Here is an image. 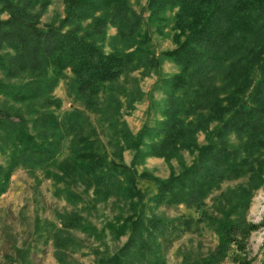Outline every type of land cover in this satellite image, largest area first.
I'll return each mask as SVG.
<instances>
[{
  "label": "trees",
  "instance_id": "obj_1",
  "mask_svg": "<svg viewBox=\"0 0 264 264\" xmlns=\"http://www.w3.org/2000/svg\"><path fill=\"white\" fill-rule=\"evenodd\" d=\"M49 1L0 0V12L7 10V16L0 17V94L29 108L0 106V152L6 157L0 162V193L16 167L44 168L70 197L78 196L71 184L82 183L84 190L94 186L101 201L116 195L136 208L143 205L136 198L140 192L134 166L146 156L169 160L186 149L193 158L179 171L166 177L140 174L156 186L152 201L199 207L224 180L244 177L236 188L221 192L219 206L225 209L220 215L203 210L202 215L218 237L219 253L235 245L231 261L252 264L244 254V237L259 223L248 222L243 213L252 190L264 179V0H147L151 18L172 20L175 45L160 51L152 46L143 14L130 0H64L65 13L58 23L39 25ZM109 26L116 28L114 34L107 33ZM165 59L177 70L164 73ZM66 68L80 96L96 91L99 100L96 88L105 90L96 112L102 117L108 112L112 144L117 153L133 148V162L109 158L106 144L83 111H71L61 120L46 108L60 103L51 91ZM136 70L140 76L157 72L155 87L162 89L164 104L160 117L133 135L120 114L124 104L131 108L141 96L138 88L127 92L124 83ZM61 128L71 134V154L58 162V172H49L60 148ZM198 131L204 133V143L197 141ZM64 215V228L99 235L101 229L79 213ZM192 222V216H147L142 208L116 217L108 228L117 236L129 228V236L101 264H166L164 245ZM52 236L57 259L69 264L66 253L74 237L55 230Z\"/></svg>",
  "mask_w": 264,
  "mask_h": 264
},
{
  "label": "rangeland",
  "instance_id": "obj_2",
  "mask_svg": "<svg viewBox=\"0 0 264 264\" xmlns=\"http://www.w3.org/2000/svg\"><path fill=\"white\" fill-rule=\"evenodd\" d=\"M147 0H130L132 6L143 14L144 28L152 38V46L156 51L171 48L175 45L172 38L174 32L172 20L165 23L151 18L145 8ZM64 0H50L46 9L41 12L39 25L45 22L58 23L65 13ZM170 16V12H167ZM7 10L0 12V17H6ZM116 28L109 26L107 33L114 34ZM177 66L164 60L161 70L171 74L177 70ZM73 73L69 68L56 77L51 95L60 100L59 104H52L46 108L54 112L59 119L64 120L65 115L71 111L80 110L89 116L96 126L99 136L106 144L109 158L122 160L126 163L133 162L135 150L125 147L120 153L116 152L112 144V129L106 125L108 112L102 117L95 108L100 107L106 98L103 88L99 90L101 99L98 100L95 92L90 95L80 96L76 87L70 85ZM0 77L4 76L0 72ZM157 72L140 76L138 70L133 71L125 80L127 92L132 93L140 89L141 96L133 101L129 108L124 104L121 108L120 120L125 124L131 134H136L145 124H153L156 117H160L164 104V93L161 88L155 87ZM18 82L19 79H13ZM90 97V100L87 99ZM125 102V95H121ZM0 106L9 110L27 111L28 105L14 103L0 94ZM29 115V113H28ZM60 148L49 166V172H58V162L71 154V134L63 128L59 133ZM197 141L204 143L205 135L197 132ZM193 153L182 149L177 157L166 160L162 156H146L141 163L134 167L135 186L139 190V203L143 206L134 208L130 201L109 195L101 201L93 190L92 185L84 190L82 183L71 184L72 189L78 195L70 197L64 191L58 189L61 185L54 182L51 175L44 168L29 170L25 166L16 167L9 178L6 190L0 193V264H63L55 255V244L52 232L70 234L75 239L73 246L67 251L69 264H101L102 259L115 249L120 247L129 236V228L126 233L115 235L108 224L114 218L126 216L140 208L145 210V215L156 214L165 217L192 216L191 228L182 232L179 237L164 245V258L166 264H188L194 260H207L209 264H234L229 254L236 250L231 249L222 253L218 248V237L206 223L202 210L210 214L220 215L225 206L221 205V192L236 188L245 181L244 177L227 179L221 186L211 192L205 198V204L199 207L189 206L185 203L177 205H155L151 196L156 192V186L152 179L140 174H152L166 177L171 172L179 171L183 163H189ZM6 157L0 152V162H5ZM68 212H76L101 229L98 236H93L85 231L75 228H64L63 217ZM236 216V215H235ZM232 215L231 218L235 217ZM243 216L249 222L259 223V227L250 231L244 237V254L252 264H264V179L259 186L252 190L248 207ZM224 254V255H222ZM207 257H209L207 259ZM151 256H149V259ZM144 264H148L145 261Z\"/></svg>",
  "mask_w": 264,
  "mask_h": 264
}]
</instances>
